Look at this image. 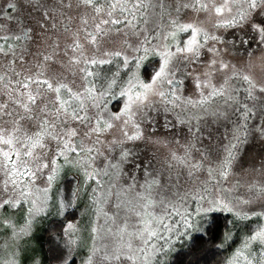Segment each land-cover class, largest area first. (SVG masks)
I'll list each match as a JSON object with an SVG mask.
<instances>
[{"label": "snow or ice", "instance_id": "snow-or-ice-1", "mask_svg": "<svg viewBox=\"0 0 264 264\" xmlns=\"http://www.w3.org/2000/svg\"><path fill=\"white\" fill-rule=\"evenodd\" d=\"M252 145L264 149V0H0V264H22L17 241L65 168L94 183V211L63 229L58 264H171L178 246L179 264H202L217 213L232 218L217 249L247 225L224 264H264Z\"/></svg>", "mask_w": 264, "mask_h": 264}, {"label": "rangeland", "instance_id": "rangeland-1", "mask_svg": "<svg viewBox=\"0 0 264 264\" xmlns=\"http://www.w3.org/2000/svg\"><path fill=\"white\" fill-rule=\"evenodd\" d=\"M154 59L155 58L150 57L149 62H154ZM141 73L143 74V69H141ZM257 151H264V149H261L259 145H252L249 147V152L251 154L254 155ZM67 178L68 181H70L68 182L69 184L63 182ZM90 187H95L94 183L89 182L88 185H85L82 173H79L76 169L65 168V170L61 174L60 179L53 186L52 193H50L48 214L41 216L37 219L36 223L33 226L31 236L25 237L23 240L17 241V243L20 246L19 251H20V259L22 261V264H34V262L35 264H41V259H39L38 256L40 254L41 249L36 241V236L43 222H45L47 219L51 217H60L66 211L65 210L62 213H58L57 209L61 202H66L69 199L72 200L74 207L69 208V210H75L77 211L78 214L75 220L70 221L67 224L69 223L76 224L81 229H83L87 225L90 218V213L91 211H94V209H92L91 207V193L88 191V188ZM77 191L79 192V196L78 197L73 196L72 193ZM228 217L229 220L232 219L230 216ZM15 220L19 223L20 226H23L24 222L19 214L15 217ZM248 223H252V222L250 221ZM67 224L65 225V227L67 226ZM242 224H239V226L235 228H232V225L229 224V227L232 228L233 234L236 231V229L239 228ZM246 231L247 228L245 232ZM245 232L243 233L241 240L243 239ZM78 236L81 239H83L85 233L81 231L78 233ZM241 240L239 241L236 247L240 245ZM0 242H2L0 243V260L11 258V250L9 248V244L11 242L9 236L3 232H0ZM179 247L180 246H178L177 249ZM234 249L228 254V256L231 255ZM78 254L83 255L84 252L82 250H78ZM76 264H80L79 259H77ZM222 264H224V262Z\"/></svg>", "mask_w": 264, "mask_h": 264}, {"label": "trees", "instance_id": "trees-1", "mask_svg": "<svg viewBox=\"0 0 264 264\" xmlns=\"http://www.w3.org/2000/svg\"><path fill=\"white\" fill-rule=\"evenodd\" d=\"M63 182L69 184L68 182L70 181L67 178ZM215 215L217 222L210 236L206 237L204 241L199 242L193 250L195 257L202 258V264H222L228 254L237 246L247 228L246 224H242L234 232L233 239L229 241L228 246L217 249L215 246L220 243V233L223 231L225 221L229 220V217L228 215L219 213ZM77 216V211L67 209L62 216L51 217L43 222L36 236V241L41 249L38 255L39 259H41V264H58L53 258L51 249L57 245L62 246L63 240L60 237L64 236L63 229L68 222L75 220ZM53 237H57V239L54 241ZM172 255L174 259L171 264H179L180 260L187 255V251L179 247Z\"/></svg>", "mask_w": 264, "mask_h": 264}]
</instances>
